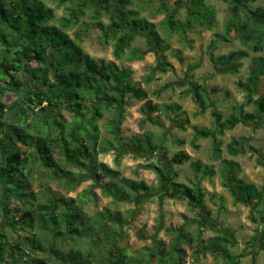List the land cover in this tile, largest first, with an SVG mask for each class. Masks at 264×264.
Here are the masks:
<instances>
[{
	"label": "trees",
	"instance_id": "1",
	"mask_svg": "<svg viewBox=\"0 0 264 264\" xmlns=\"http://www.w3.org/2000/svg\"><path fill=\"white\" fill-rule=\"evenodd\" d=\"M153 1L157 2V12L164 14L162 24L171 34L181 37L196 27L206 30L211 28L215 12L205 4V0H188L184 20L175 18V9H169L167 0H145L149 3ZM255 1L230 0V18L225 24V31L235 33L246 50L217 58L210 56L212 63L217 64L215 68L234 73L236 65H232L233 62L246 56L247 51L264 55V10L248 8V4ZM44 2L0 0L1 218L10 226H27L42 238L39 241L34 237L29 238L25 243L10 242L6 232L0 229V255L7 256L12 264H185L186 251L180 246L181 243L189 249L197 247L192 250L194 258L204 250L212 249V244L217 240L228 243L227 237H211L202 246L201 228L196 227L191 234L192 224L181 216L183 222L180 226L167 229L172 236L169 243L156 241L131 254L121 245L125 236L122 228L126 220L119 213L104 208L90 219L76 199L49 189L47 182L50 180L75 188L79 181L90 179L93 186L107 177L110 180L105 185L108 194L133 202L135 195L150 193L152 186L144 181L122 177L118 170L98 161L97 156L111 151L113 146L110 141L99 145V121L105 118L104 114L110 116L105 126L114 140H120L114 133L119 131L123 112L131 101L143 102L138 111L147 120L157 113L181 130L190 124L187 117L181 118L179 104L164 103L161 107L154 104L147 93L132 82L131 71L116 62L123 58L124 50L135 34L124 32L118 35L113 30L106 31L104 38L114 41V61H104L92 58L77 40L80 37L74 39L67 33L80 24L87 10H93L94 20H98L104 12L109 15L110 26H118L121 17L126 25H132L139 33L148 34L162 51V41L155 25L147 19L138 18L137 13L127 11L131 0H58L56 6L64 7L65 10L58 20L59 26L51 24L55 13ZM141 56L132 51L128 59L140 60ZM262 75L264 57H258L243 85L250 100ZM27 78L40 87L27 88ZM144 81L149 80L145 78ZM46 87L48 90H44ZM169 87L164 84L154 95L158 97ZM203 91L204 88L196 82H192L187 91L192 95L199 112H205L210 107ZM8 92L14 96V100L5 104L2 98ZM251 102L255 105L252 113H244V105L240 104L235 108V113L226 119L213 110L211 128L190 127L194 140L210 139L216 154L220 151L219 136L238 124L246 125L264 119V93ZM64 111L68 112L69 118L65 117ZM146 141L148 149L154 151L156 147L150 146L146 137L143 144L139 140H129L139 149H146ZM226 151L233 157L247 153L255 155L256 163L264 168V153L254 148L248 137L232 138L226 145ZM187 160L189 156L182 151L170 158L171 163L176 165ZM222 165L223 187L236 203L247 205L259 201L264 204V185L257 187L239 178L235 161L222 160ZM35 166L43 169L47 177L45 184L37 186V192L32 190L28 177ZM146 166L157 174L161 182L194 204L201 215H209L203 190L198 185L178 183L169 170L153 164ZM193 170L195 173L202 170L203 175L209 176L214 173L208 166L201 167L197 162H193ZM85 197V193L79 195L81 202H84ZM12 201H19L21 210H10ZM263 224L261 228L257 226L248 244H258L264 252ZM159 226L160 223L157 228ZM64 241L73 243L67 251L61 249ZM80 244L83 245L82 250L78 248ZM25 248L29 250L27 253ZM37 251L46 252V256H36ZM224 256V264H237L236 258L228 252Z\"/></svg>",
	"mask_w": 264,
	"mask_h": 264
},
{
	"label": "rangeland",
	"instance_id": "2",
	"mask_svg": "<svg viewBox=\"0 0 264 264\" xmlns=\"http://www.w3.org/2000/svg\"><path fill=\"white\" fill-rule=\"evenodd\" d=\"M44 1L45 6L53 9L55 13L51 24L59 26L58 20L65 13L64 7L56 6L58 0ZM229 2L230 0H205V4L211 6L215 12L211 28L206 30L196 27L180 37L169 33L166 26L162 24L164 14L157 12L156 1L149 3L145 0H131L129 7L126 8L127 11L137 13L138 18L147 19L155 25L162 41V51L157 48L148 34L139 33L132 25H126L125 20L119 15L117 16L119 25L110 26L107 13L103 12L98 20H94L92 19L93 10H87L80 24L67 31L74 39H77L76 36L80 37L77 40L87 54L96 60L104 61H114L112 55L114 41L104 38L106 31L113 30L118 35L124 32L135 34V38L124 50L123 58L116 62L131 71V79L139 89L147 93L154 104L161 107L164 103H177L181 107L179 112L181 118L189 119L190 125L185 130L177 128L174 123L157 113L152 114V119L141 122L138 109L142 102L131 101L123 112L126 117L123 119V126L114 133L120 140H114L105 126L110 117L108 114H104L105 118L99 121L101 128L99 145L103 146L105 141H110L113 146L111 151L99 154L98 161L118 170L122 177L144 181L152 186L150 193L135 195L133 202L108 194L105 185L110 180L107 177L97 181L93 186L90 179L79 181L75 188L52 180L47 182L49 189L53 192L76 199L90 219L95 218L96 214L104 208L119 213L120 217L126 220L122 228L125 236L121 245L131 254H134L138 248H147L156 241L169 243L172 236L167 229L180 226L183 222L181 216H184L190 221L189 224H192L191 234L196 227L201 228L202 246L211 237L229 239L228 243H221V240L215 241L212 249L204 250L195 258L192 256V250L194 251L197 247L193 246L189 249L181 243L180 246L186 251L185 264H224L226 252L236 258L237 264H264L262 247L255 243L248 244L255 235L257 226L261 228L264 223V204L259 201L247 205L236 203L223 187L222 165V160L235 161L239 178L257 187L264 185V168L256 163L255 155L247 153L233 157L226 151V145L232 138L244 136L250 138V144L254 148L264 153V119L246 125L238 124L219 136L221 145L220 151L216 154L213 151L212 141L200 138L194 140L193 130L190 128L191 126L211 128L213 110L220 113L223 119L234 114L235 108L240 104L244 105V113H252L255 105L251 101L264 93V75L260 77L252 100L243 89L251 68L257 63L258 57H264V55L247 51L246 56H241L233 62L232 65H236L234 73L215 68L217 64L210 60V56L217 58L234 51L246 50V47L236 38L235 33L225 31V24L230 18ZM167 5L169 9H175L176 19H185V6L188 5V0H167ZM248 8L264 10V0L250 2ZM113 14L117 15L116 12ZM132 51L140 53L141 59L129 60L128 57ZM32 66L36 65L32 64ZM144 78L149 81L145 82ZM192 82L204 88L203 94L210 106L205 112H199L192 95L187 93ZM25 84L29 89L40 87L38 83L30 79L25 80ZM164 84L170 87L161 92L158 97L155 96V91L161 89ZM13 100L14 96L10 92L2 98L5 104ZM63 113L66 118H69L67 111ZM145 137L146 140L149 139L150 146L156 147L154 151L148 149L147 141L144 144L146 149H139L129 142V140H139L143 144ZM194 145L197 147L195 148ZM179 151L185 152L189 160L181 165L171 163L170 158ZM193 162L199 163L201 167L208 166L214 171L213 175H203L202 170L195 173ZM149 164L169 170L175 175L173 178L178 183L189 186L198 185L203 190L204 204L209 215H201L194 204L161 182L157 174L146 166ZM70 170L76 171L73 168ZM28 177L31 188L35 192L38 191L37 186L45 184L47 180L45 172L39 166H35ZM82 193L86 194L84 202H81L79 198ZM9 209L21 210L20 202H10ZM1 216L0 211V229L6 232V236L11 239L10 242L25 243V240L33 237L37 241L42 240L27 226L20 224L10 226L7 221L2 220ZM158 223L161 225L159 228H157ZM72 245L71 241H64L61 243V249L67 251ZM78 248L82 250L83 245ZM25 250L26 253L29 251L28 248ZM35 255L45 257L46 252L37 251ZM0 264H12V260L5 255H0Z\"/></svg>",
	"mask_w": 264,
	"mask_h": 264
},
{
	"label": "crops",
	"instance_id": "3",
	"mask_svg": "<svg viewBox=\"0 0 264 264\" xmlns=\"http://www.w3.org/2000/svg\"><path fill=\"white\" fill-rule=\"evenodd\" d=\"M145 79V78H144ZM132 80V79H131ZM132 82L133 83H135L133 80H132ZM137 87V86H136ZM140 102H142V101H140ZM143 103V102H142ZM138 113H139V111H138ZM139 115H140V118H141V122H143V120H145L146 121V116H142L140 113H139ZM123 119H126V117L123 115ZM123 121L121 122V125L119 126V130H120V128L123 126Z\"/></svg>",
	"mask_w": 264,
	"mask_h": 264
}]
</instances>
